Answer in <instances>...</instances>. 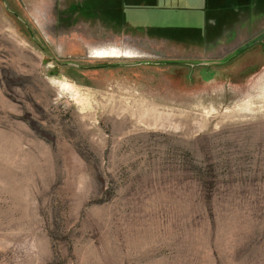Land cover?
Masks as SVG:
<instances>
[{"label": "rangeland", "instance_id": "rangeland-1", "mask_svg": "<svg viewBox=\"0 0 264 264\" xmlns=\"http://www.w3.org/2000/svg\"><path fill=\"white\" fill-rule=\"evenodd\" d=\"M0 264H264V0H0Z\"/></svg>", "mask_w": 264, "mask_h": 264}, {"label": "bare ground", "instance_id": "bare-ground-1", "mask_svg": "<svg viewBox=\"0 0 264 264\" xmlns=\"http://www.w3.org/2000/svg\"><path fill=\"white\" fill-rule=\"evenodd\" d=\"M95 54H99V55H102L100 57H97V58H115V57H118V55L120 54V52L118 50H108V51H100V52H94ZM94 54V55H95ZM126 57V56H125ZM129 57V56H127Z\"/></svg>", "mask_w": 264, "mask_h": 264}, {"label": "crops", "instance_id": "crops-1", "mask_svg": "<svg viewBox=\"0 0 264 264\" xmlns=\"http://www.w3.org/2000/svg\"><path fill=\"white\" fill-rule=\"evenodd\" d=\"M187 9V8H186Z\"/></svg>", "mask_w": 264, "mask_h": 264}]
</instances>
